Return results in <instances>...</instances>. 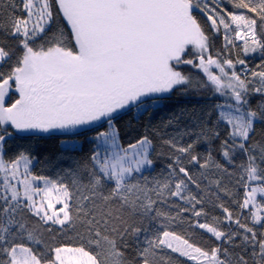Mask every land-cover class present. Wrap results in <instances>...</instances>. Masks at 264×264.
Returning a JSON list of instances; mask_svg holds the SVG:
<instances>
[{"label": "snow or ice", "instance_id": "obj_1", "mask_svg": "<svg viewBox=\"0 0 264 264\" xmlns=\"http://www.w3.org/2000/svg\"><path fill=\"white\" fill-rule=\"evenodd\" d=\"M0 264H264V0H0Z\"/></svg>", "mask_w": 264, "mask_h": 264}]
</instances>
